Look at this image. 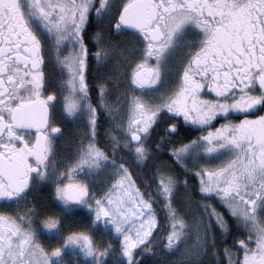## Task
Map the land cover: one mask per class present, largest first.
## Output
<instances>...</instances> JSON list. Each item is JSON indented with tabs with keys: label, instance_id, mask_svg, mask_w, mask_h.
<instances>
[{
	"label": "snow or ice",
	"instance_id": "1",
	"mask_svg": "<svg viewBox=\"0 0 264 264\" xmlns=\"http://www.w3.org/2000/svg\"><path fill=\"white\" fill-rule=\"evenodd\" d=\"M185 126L199 134L174 139ZM157 247L264 264V0H0V264Z\"/></svg>",
	"mask_w": 264,
	"mask_h": 264
},
{
	"label": "flooded vegetation",
	"instance_id": "2",
	"mask_svg": "<svg viewBox=\"0 0 264 264\" xmlns=\"http://www.w3.org/2000/svg\"><path fill=\"white\" fill-rule=\"evenodd\" d=\"M101 27L102 26L99 24H94V29L101 28ZM96 67L97 66L95 62L90 58L89 59V70L95 73ZM51 72H52V69L51 67H49L48 72H46V76L49 75ZM53 79H55L54 76H53ZM223 122H224L223 120L220 121V123H223ZM218 126L219 124H217V127ZM62 127L63 129H66V131H65L64 137L60 139L59 141H57L58 150L61 156H70L75 151L76 145L78 143V135L80 134L81 129H80V126L73 125V124H64ZM104 127H106V125ZM187 128H190V126H185L184 128H181L179 137H174V139L184 140L187 142L189 136H191L192 138H195V136L199 134L196 131L189 132L186 130ZM164 160L167 161L165 157H164ZM37 202H46L47 206L52 207L53 202L51 200V191L49 190V191L38 192ZM55 211L57 215L61 214L59 209H55ZM75 218L76 216L71 217V219H75Z\"/></svg>",
	"mask_w": 264,
	"mask_h": 264
},
{
	"label": "trees",
	"instance_id": "3",
	"mask_svg": "<svg viewBox=\"0 0 264 264\" xmlns=\"http://www.w3.org/2000/svg\"><path fill=\"white\" fill-rule=\"evenodd\" d=\"M98 138L101 140V143L102 144L109 143V141L107 140V138H105L104 135H103V128L101 129L100 136ZM164 157L167 159V162L168 161L171 162L166 154L164 155ZM155 163L156 164H159L160 161H156ZM133 171L136 172L138 175H143V172L141 170H139V169H133ZM152 171H154V169H152L151 166H150L149 167V172H152ZM138 183H139V181H138ZM193 188H195V182H193ZM81 219H82V217H80V216H76L75 219L69 218L66 221L67 229H71V230L74 231V230H77L78 228H80L81 227ZM70 225H71V227H70ZM162 257H163V255H162V249H160L159 247H157L156 249H154V254H149L148 256L145 257L146 264H156V263H158L160 261V259Z\"/></svg>",
	"mask_w": 264,
	"mask_h": 264
},
{
	"label": "rangeland",
	"instance_id": "4",
	"mask_svg": "<svg viewBox=\"0 0 264 264\" xmlns=\"http://www.w3.org/2000/svg\"><path fill=\"white\" fill-rule=\"evenodd\" d=\"M116 95H119V93H114L112 99H111V102L112 103H115V96ZM169 162V161H168ZM171 163V162H169ZM192 195L194 197V201H193V204H192V211L195 212L197 209L195 207V200H198V194L195 193V191L192 192ZM180 196L183 197L184 196V192L183 190H181L180 192ZM81 217V216H80ZM67 228V226H66ZM41 242L47 246L48 244H53L55 245L57 243L56 240L54 239H49V238H46L45 236H41ZM195 242V236H193L190 241H189V245L193 244ZM181 259L180 255L178 253H173V254H168V255H163V257L160 259L163 260L165 262V264H176L177 261H179ZM207 260V261H206ZM211 260L212 258L209 256V257H205L204 258V264H211ZM160 261L156 264H160Z\"/></svg>",
	"mask_w": 264,
	"mask_h": 264
}]
</instances>
